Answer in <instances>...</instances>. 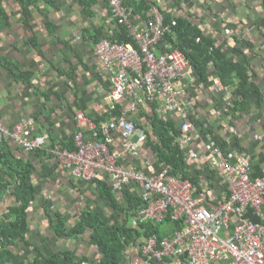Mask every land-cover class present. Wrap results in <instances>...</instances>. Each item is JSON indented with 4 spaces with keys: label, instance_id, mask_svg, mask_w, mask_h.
<instances>
[{
    "label": "crops",
    "instance_id": "obj_1",
    "mask_svg": "<svg viewBox=\"0 0 264 264\" xmlns=\"http://www.w3.org/2000/svg\"><path fill=\"white\" fill-rule=\"evenodd\" d=\"M55 1L56 6L38 3L24 17L18 0H0L11 18L10 26L0 33V53L22 70L17 78L13 70L0 62V121L14 130L17 124L27 119L32 122L33 137H46L45 146L37 151H26L13 142L15 156L32 164V181L38 192V199L29 213L28 245L23 242L20 244L22 254L19 259L41 258L70 250L79 259L88 257L97 261L101 254L90 240L91 232L81 238H59L52 229L56 215L65 218L69 227L85 219L87 213L99 215L107 225L122 223L139 230L140 224L112 210L110 202L102 199L97 183H88L71 176L55 152L69 148L74 150V138L79 130L76 116L80 110L96 123L108 124L126 109L129 97L116 105L112 103V83L104 64L95 54V39L99 35L112 38L120 26L127 27L113 19L105 0H98L91 8V16L75 0ZM148 1L164 17L181 14L182 19L199 25L209 38L231 53L232 58L249 64L251 79L261 90L252 93L251 113L243 118L231 119L224 115L225 106L230 101V88L223 87L218 81L212 86L197 85L190 69V73L177 85L184 82L187 86L185 97L193 103L190 114L193 112L201 120L193 133L202 130L203 125L212 127L228 141V156L248 155L253 161V176L264 177V31L258 28L264 19V1ZM135 18L139 19L136 14ZM232 35L240 41H249L253 45L251 53L243 45L236 44ZM32 43H36V47ZM212 75H215L212 79L218 77L215 67ZM150 101L143 98L136 112L128 115V119L136 126L135 137H138V133H144L145 136L146 132L153 134V109L161 119ZM115 109L120 110L118 115H114ZM121 141L118 136L117 142L112 145L113 152H122ZM146 142L141 145L138 159L123 154L119 159L120 165L148 174H158L163 167H168L157 162L156 155ZM209 142V139H201L184 149L188 156L187 172L194 177L196 184L199 183V187H195L200 191H208L210 200L218 203L226 195L227 189L219 172L209 162ZM128 188L141 195L140 188L135 185H129ZM11 203L15 202L12 200ZM6 205L3 204V208ZM159 231L163 238L174 234L169 224L159 226ZM144 240L141 237L138 242L143 243ZM137 246L138 243L127 246L122 264L140 261L141 254ZM162 264H182V260L166 259Z\"/></svg>",
    "mask_w": 264,
    "mask_h": 264
},
{
    "label": "built area",
    "instance_id": "obj_2",
    "mask_svg": "<svg viewBox=\"0 0 264 264\" xmlns=\"http://www.w3.org/2000/svg\"><path fill=\"white\" fill-rule=\"evenodd\" d=\"M105 2L113 19L127 27L135 45L104 40L96 45L95 54L112 83V103L116 105L127 97L129 103L123 114L100 126L80 110L76 116V147L55 152L61 165L71 176L88 183L106 176L115 194L132 184L140 188L146 208L134 219L135 224H163L168 220L181 224L171 237L158 239L153 235L143 243L137 241L142 260L133 264H161L173 258H180L182 264H264V177L253 176V161L248 155L224 156L210 139L209 162L227 189L218 203L183 175H173L169 166L158 174H148L120 165L123 154L138 159L147 140L144 133L135 137V123L128 119L143 98L154 101L162 120L180 117L182 147L204 138L193 133V103L185 97L187 86L184 82L177 85L190 73L189 60L166 42L181 14L166 25L163 14L153 6L149 20L140 23L124 0ZM31 125L24 119L12 130L0 121V143L12 140L26 151L43 148L46 137H33ZM118 136L122 139L120 153L112 151Z\"/></svg>",
    "mask_w": 264,
    "mask_h": 264
},
{
    "label": "trees",
    "instance_id": "obj_3",
    "mask_svg": "<svg viewBox=\"0 0 264 264\" xmlns=\"http://www.w3.org/2000/svg\"><path fill=\"white\" fill-rule=\"evenodd\" d=\"M75 1L85 8L89 16L92 14L91 8L98 2V0ZM18 2L23 9L24 17L28 16L31 7L37 6L40 2L56 6L55 0H18ZM124 3L127 7L134 9L136 17L143 21L149 20L152 2L150 3L148 0H124ZM171 22L172 18L166 16L165 23L169 25ZM176 22L177 26L173 28L172 35L166 36V42H169L173 49L181 50L188 58L196 84L212 86L218 81L223 87L230 88V101L225 106L224 115L231 119H239L249 115L252 110V93L261 90L251 79V73L248 70L249 64L232 58L231 53L223 50L224 48L220 47L216 40L209 38L207 32L199 25H194L189 20L182 18H177ZM10 24V14L0 4V33L5 31ZM258 28L264 31V19L261 20V25L259 24ZM231 37L234 38L236 44L243 45L251 53L253 45L249 41H240L235 35ZM104 40H111L112 43L118 45H135L127 29L121 26L112 38H102V35H99L95 39V43L98 45ZM32 44L36 47V43ZM0 62L13 70L17 78L22 74L18 64L9 62L2 57L1 53ZM213 67L217 72V78L212 75ZM212 76H214L213 79ZM149 103L155 107L154 101ZM119 113V109L114 110V115ZM153 113V134L146 132V143L152 148L157 162L169 166L173 175L181 174L184 179L199 187L197 186L199 183L196 184L194 177L187 172L188 156L184 149L188 146L182 147L180 145V127L182 125L180 117L173 116L161 120L156 116L154 109ZM190 120L194 128L201 124V120L197 119L193 112L190 114ZM97 124L100 126L99 121ZM201 129L198 133L205 137L204 140L213 139L221 154L228 156L227 152L230 148L228 141L216 133L212 127L203 125ZM75 147L76 145L73 148ZM32 175V164L15 156L13 141L6 139L2 141L0 143V264H122L127 246L135 245L137 241L141 240V237L147 239L156 235L158 239H162L163 235L159 231L161 225L169 224L173 230L181 226L178 222L168 220L163 224H152L151 222L142 224L138 230L122 223L107 225L99 215L87 213L84 215L85 219H82L77 225L69 227L65 218L56 215V222L52 225V229L57 237L81 238L91 232L90 240L101 254L99 260L92 261L88 257L79 259L70 250L41 258L19 259V255L22 254L20 244L23 242L28 245L29 213L38 199V192L33 184ZM94 182L99 187L102 199L110 202V208L116 213L124 214L128 220L136 219L140 212L146 208V203L141 196L131 189L126 188L125 191L115 194L107 178L98 176ZM10 198L14 200V204L11 203ZM9 201L10 203H8ZM3 204L8 205L3 208ZM140 258L139 260H141Z\"/></svg>",
    "mask_w": 264,
    "mask_h": 264
},
{
    "label": "clouds",
    "instance_id": "obj_4",
    "mask_svg": "<svg viewBox=\"0 0 264 264\" xmlns=\"http://www.w3.org/2000/svg\"><path fill=\"white\" fill-rule=\"evenodd\" d=\"M152 7H153V6H152ZM152 7H151V8H152ZM150 10H151V9H150ZM149 12H150V11H149ZM159 12H160V11H159ZM160 13H161V12H160ZM163 17H164V16H163ZM165 17H166V16H165ZM165 17H164V19H165ZM171 18H172V20H173V19H176V18H173V17H171ZM185 20H186V19H185ZM171 23H172V22H171ZM166 25H168V24H166ZM226 34H227V33H226ZM187 90H188V89H187Z\"/></svg>",
    "mask_w": 264,
    "mask_h": 264
},
{
    "label": "rangeland",
    "instance_id": "obj_5",
    "mask_svg": "<svg viewBox=\"0 0 264 264\" xmlns=\"http://www.w3.org/2000/svg\"><path fill=\"white\" fill-rule=\"evenodd\" d=\"M11 199V198H10ZM11 200H13V199H11ZM14 201V200H13Z\"/></svg>",
    "mask_w": 264,
    "mask_h": 264
}]
</instances>
